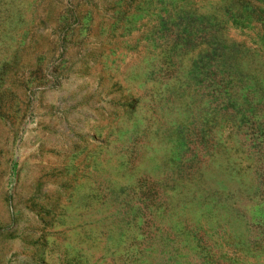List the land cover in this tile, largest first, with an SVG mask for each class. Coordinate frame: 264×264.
Listing matches in <instances>:
<instances>
[{
  "label": "rangeland",
  "instance_id": "obj_1",
  "mask_svg": "<svg viewBox=\"0 0 264 264\" xmlns=\"http://www.w3.org/2000/svg\"><path fill=\"white\" fill-rule=\"evenodd\" d=\"M0 264H264V0H0Z\"/></svg>",
  "mask_w": 264,
  "mask_h": 264
}]
</instances>
